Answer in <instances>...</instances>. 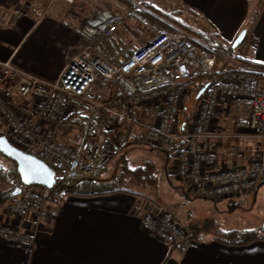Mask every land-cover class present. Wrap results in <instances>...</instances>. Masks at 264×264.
I'll return each mask as SVG.
<instances>
[{
    "label": "built area",
    "instance_id": "built-area-1",
    "mask_svg": "<svg viewBox=\"0 0 264 264\" xmlns=\"http://www.w3.org/2000/svg\"><path fill=\"white\" fill-rule=\"evenodd\" d=\"M126 20L122 12L93 10L82 27L85 48L55 81L26 72L11 60L0 62V123L9 142L55 170L57 183L90 178L117 150L137 148L172 153L177 179L198 196L224 200L254 193L264 183V68L221 72L207 84L199 109L189 114L193 80L215 72L220 60L230 64L234 58L222 52L215 34L200 42L173 27L145 39L130 58L110 60L96 45L121 30ZM99 80L109 89L104 102L92 98ZM118 90L127 96L125 108L107 104ZM238 101L251 107L250 127L258 146L246 153L240 144L234 145L231 154L244 165L233 170L221 161L218 149L222 141L238 136L214 126L219 104ZM186 112L189 119L183 120ZM48 198L38 192L14 197L3 212L47 222L52 218ZM142 224L180 251L192 244L170 214L149 211ZM0 239L34 242L32 236L2 224Z\"/></svg>",
    "mask_w": 264,
    "mask_h": 264
},
{
    "label": "crops",
    "instance_id": "crops-1",
    "mask_svg": "<svg viewBox=\"0 0 264 264\" xmlns=\"http://www.w3.org/2000/svg\"><path fill=\"white\" fill-rule=\"evenodd\" d=\"M110 1L76 0L75 5H69L60 0H0V62L11 60L26 72L48 81L57 80L87 44L82 27L91 15L90 9L100 5L106 8ZM128 1L145 6L153 0ZM176 1L200 21L203 32H207L202 34L205 38L210 33L215 34L222 52L234 58L228 64L229 71L243 67L264 68V6L255 24L250 26L253 13L260 7L258 0ZM77 5L85 11L74 12ZM135 15L129 16L143 23L140 16L136 18ZM125 26L126 23L121 28L125 35H119L124 42L127 37H133ZM196 30L201 32L200 28ZM244 31L247 35L239 52H231ZM117 33L109 38L119 47L122 43ZM132 42L134 47L123 48L126 52H136L145 44L140 37ZM98 45L100 42L96 47ZM255 50L257 55L254 56ZM250 118L251 107L247 102L219 104L214 129L238 136L237 140H224L219 144V157L226 161L229 169L244 165L243 160L231 154L234 145L240 144L246 153L258 146L255 132L250 134L249 128L245 130L250 127ZM238 129L245 133L238 135ZM166 154L169 164L172 153ZM254 194H264V185L250 195ZM48 210L52 218L38 222L31 215L22 219L6 216L2 207L0 224L32 236L34 242L0 239V264H264V241L247 246H227L213 240L192 242L185 251L171 247L142 224L149 211L162 212L161 209L155 210L149 202L130 194L69 197L60 203L49 202Z\"/></svg>",
    "mask_w": 264,
    "mask_h": 264
},
{
    "label": "rangeland",
    "instance_id": "rangeland-1",
    "mask_svg": "<svg viewBox=\"0 0 264 264\" xmlns=\"http://www.w3.org/2000/svg\"><path fill=\"white\" fill-rule=\"evenodd\" d=\"M110 2V4L106 5V8L105 6L100 5L90 9L89 13L91 14V12L96 9H107L111 12H124V14L127 16L125 29L129 30V33H131L133 36L126 38V44L124 45L126 49H129L131 46L134 47L132 41L136 38L138 39L140 37L141 39L144 38V40L149 39L151 36L156 35L161 31L171 29L166 28L162 29L161 31H157L156 27L150 26L149 22L147 24L140 22L138 23L133 17L129 16L132 13L136 14L135 16L143 17V19L146 17L150 19L151 17H154L168 25H171L172 27H175L174 25L176 24L178 27L187 31L194 39L199 40L200 42H206V39H203L205 36L202 34L207 32H203L200 21L195 19L190 12L186 11L184 8H181L176 0H153L148 2L145 6L139 3L136 5L131 4L128 0H111ZM135 7L138 11H143L140 13L141 15L139 12L134 11ZM73 11L81 13L85 10L77 5V8H75ZM196 28H200L201 32L196 30ZM120 34L125 35L124 29H121L119 33H117V35ZM111 44V38L105 39L104 41L100 42V45H98L97 49H102L105 52V49L111 48ZM239 48L241 47H238L237 49L232 48L231 52H239ZM223 62L222 60L219 61L216 68L217 72L220 71L221 67L223 66ZM203 82L205 81L203 80ZM191 99L192 100L187 102L189 114H193L199 109V106L195 101V94ZM186 117H188V115L184 116L183 120H187ZM248 128V132L251 131L250 134H254L255 131L250 130V127L248 126L245 128V130H248ZM236 132L238 135L245 133L243 129H238ZM110 138H113V135H110ZM127 150L128 152L124 154H126L127 159L129 157L128 161L133 166L142 164L147 160H154L156 162L160 170L159 188H157L158 191L156 192L153 189L143 191L146 194L151 195L152 200L158 204H151L154 206L155 210L161 209L162 214L167 213L171 215L179 228L180 234L188 237L186 228L191 225L203 226L208 220H213L221 224L224 229L228 231L233 229H264V194L261 196L256 194L244 195L224 200L214 198L208 194L198 196L190 189L186 188L182 182L178 181L177 168L175 163H173L174 160L172 158V162L168 164V156L166 153L160 152L159 150L152 151L151 149L130 148ZM115 154L111 156V160L107 159L105 164L106 171L102 176V179L105 178L106 180H113L119 174L121 155L116 156ZM2 163L5 167L11 168V164L8 162L3 160ZM35 192L47 196L49 195L50 191L45 188L43 189L33 186L28 187V189L25 191V194H32ZM48 199L50 201L51 198L49 197ZM187 240L189 243L191 242L189 239Z\"/></svg>",
    "mask_w": 264,
    "mask_h": 264
},
{
    "label": "trees",
    "instance_id": "trees-1",
    "mask_svg": "<svg viewBox=\"0 0 264 264\" xmlns=\"http://www.w3.org/2000/svg\"><path fill=\"white\" fill-rule=\"evenodd\" d=\"M259 9H257L251 18L250 26L252 27L264 5V0H259ZM135 12H139V14L143 11H138L135 7ZM144 14V13H143ZM141 15V14H140ZM138 18V16H135ZM144 24L150 23V26L156 27L157 31H161L162 29L166 28H173L171 25L162 22L159 19L154 17L144 18L140 17ZM137 21V20H136ZM117 35V34H116ZM117 38L121 41V46H117L113 44V38L111 48L99 49L106 57L110 59H117V60H126L131 57L134 52L125 51L124 39L122 36L117 35ZM203 38V37H202ZM206 39L207 38H203ZM120 48V50L118 49ZM124 48V49H123ZM130 49V48H129ZM110 56V57H109ZM221 61V60H220ZM219 63V62H218ZM228 64L223 62V66L221 67L220 71L213 72L207 76H197L193 80V84L195 86V101L198 105L202 98L197 99L198 93L202 88H204L208 83L214 82L217 79L218 75L221 72L227 70ZM203 80L205 82H203ZM109 92L107 83L103 80H99L94 87V91L92 94V98L99 102H104L106 96ZM127 96L120 90L115 93V96L107 102V104L113 108H125L127 104ZM187 112L185 116H187ZM189 119V116L186 117ZM7 137L8 132L6 127L0 123V137ZM182 146H179L180 149ZM152 151H155L152 149ZM128 150L121 148L117 150L116 156H120V169L119 174L113 180H106L105 178L102 179V176L105 174L106 167L105 165L99 167V169L95 172V174L90 178L84 179H67L64 182H58L55 189L49 192V197L51 198L50 201L55 203H60L64 199L69 197H77V198H89V197H97V196H105V195H112L117 193H125L130 194L136 198L143 199L150 204L158 205L154 200H152L151 195L146 194L143 190H150L153 189L154 191H158L159 188V181H160V170L154 160H147L144 163L139 165H131L127 159L126 154ZM169 154L168 151H164ZM176 153V151H175ZM115 156V157H116ZM114 157V158H115ZM3 160L11 164V168H7L2 163ZM108 160H111L108 159ZM105 167V168H104ZM264 185L261 184L260 186ZM38 188H43L40 186H35ZM28 187H25L20 179V176L17 172L16 164L10 160L9 158L5 157L0 153V210L2 207L12 198H14V194L17 192L19 196L25 194V191ZM44 189V188H43ZM188 239L191 242H203V241H217L227 246H247L256 241H264V229L260 230H225L224 227L213 221L208 220L204 223L203 226L199 225H191L186 228Z\"/></svg>",
    "mask_w": 264,
    "mask_h": 264
},
{
    "label": "water",
    "instance_id": "water-1",
    "mask_svg": "<svg viewBox=\"0 0 264 264\" xmlns=\"http://www.w3.org/2000/svg\"><path fill=\"white\" fill-rule=\"evenodd\" d=\"M247 33L242 32L233 48L237 49L245 39ZM208 85L200 90L197 98L200 99L207 91ZM0 153L12 160L17 166V172L25 187L40 186L52 191L57 186L56 172L39 159L14 147L7 137H0ZM14 196H18L16 192Z\"/></svg>",
    "mask_w": 264,
    "mask_h": 264
}]
</instances>
